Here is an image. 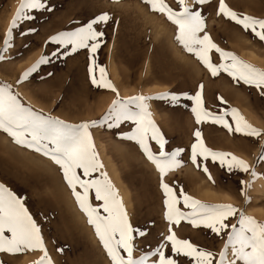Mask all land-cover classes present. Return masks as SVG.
<instances>
[{"label": "rangeland", "instance_id": "rangeland-1", "mask_svg": "<svg viewBox=\"0 0 264 264\" xmlns=\"http://www.w3.org/2000/svg\"><path fill=\"white\" fill-rule=\"evenodd\" d=\"M21 0H0V49ZM47 10H33L32 19L22 20L13 31L11 47L2 54L0 83L11 85L20 101L44 116L59 118L69 124L99 122L89 129L103 165L91 177L103 179L106 173L128 214L135 230L134 256L167 243L166 254L172 255L169 222L165 217V196L160 187V173L135 140L129 139L135 131L133 121L105 120L112 102L133 96L150 97L145 103L151 118L165 140V151L183 149L179 159L182 166L169 171L164 182L179 196L181 189L204 204H231L238 213L227 222L237 223L239 212L264 223V161L257 163L264 135L248 137L229 131L211 121L196 123L191 109L194 102L186 99L195 96L203 85L204 107L224 119L234 128L231 109L253 127L264 133V96L259 89L234 80L225 72L213 77L200 61L188 53L176 40V27L163 14L150 10L143 0H45ZM179 11L177 0H166ZM238 14L264 19V0H225ZM190 7L199 11L205 20V32L224 51L232 52L241 60L264 69V42L252 32L245 31L234 21L217 15L219 0H208L198 5L189 0ZM111 19L94 25L104 33L100 47L92 54L88 49L73 52L71 45H59L50 40L61 32H72L85 27L101 14ZM34 29V31H29ZM201 33L200 35H203ZM212 62H221L219 53L211 52ZM41 56L49 63L19 82L22 74ZM95 61L93 74L100 78L99 67L106 70V78L116 92L94 86L89 66ZM118 93V95H117ZM180 97L173 103L170 96ZM220 98H223L221 100ZM134 111H138L132 106ZM200 130L205 146L213 151L231 153L245 161L258 174L238 170L229 172L219 161L197 158L191 161V147L196 143L195 131ZM153 152L159 148L150 141ZM207 167L211 175L203 171ZM117 178H121L119 184ZM243 182V183H241ZM259 182V189L255 188ZM0 183L13 191L28 209L41 229V235L52 264H111L94 229L79 209L71 190L63 179L59 166L31 149L18 146L0 131ZM251 183V187L248 184ZM208 189L215 196L205 198ZM79 190V189H78ZM250 197L246 202L245 194ZM260 190V191H259ZM94 206H100L94 193L90 194ZM182 211L183 203L178 205ZM101 214L103 209L101 208ZM172 231L179 239H187L200 248L217 254L223 249L227 236H217L210 229L193 227L186 220L172 224ZM144 231L141 238L136 232ZM6 235H10L6 233ZM62 249V251H60ZM43 255L39 250L24 254L0 253L2 264H34ZM180 264H191L180 257ZM242 264V262H237Z\"/></svg>", "mask_w": 264, "mask_h": 264}, {"label": "snow or ice", "instance_id": "snow-or-ice-1", "mask_svg": "<svg viewBox=\"0 0 264 264\" xmlns=\"http://www.w3.org/2000/svg\"><path fill=\"white\" fill-rule=\"evenodd\" d=\"M150 6V10L163 14L167 20L176 27L175 40L188 52L193 54L200 63L207 68L213 77L221 72L227 73L234 80L243 81L245 84L261 90L264 96V69L257 68L241 60L232 52L224 51L215 44L205 30V20L199 11L190 7L189 0H177L180 10H174L166 0H143ZM198 5L208 0H194ZM45 0H21L20 6L4 37V48L0 49V61L5 57L2 54L11 47L13 31L22 20L32 19L33 10H47ZM217 15L234 21L245 31H251L260 41L264 42V19H259L247 14H238L232 10L225 0H219ZM111 17L101 14L72 32H61L50 38L59 45H71L72 51L88 49L90 59L100 47L104 33L97 31L94 25L107 23ZM29 31H34L30 29ZM204 33L203 35H200ZM219 53L221 62L215 64L211 59V52ZM47 56H41L31 68L26 70L19 82L26 80L31 73L41 65L49 63ZM95 61L89 66V73L94 86L104 87L116 92L112 83L106 78V70L99 67L100 78L93 74ZM203 85L195 96L185 98L194 102L191 109L197 124L211 121L221 124L230 132L243 133L248 137L259 138L264 133L247 123L235 108L231 109V116L235 122L233 128L225 119L224 115L209 112L204 107ZM118 95V93H117ZM170 96L173 103H178L180 97L175 94ZM150 97L133 96L125 101L116 99L105 116V120L114 119L120 121H133L136 125L134 133L129 139L135 140L146 158L155 165L160 173V187L163 190L165 200V217L169 222V235L165 237L170 242L172 255L166 254L167 243H161L157 247L142 252L138 257L134 256L136 245L134 244L135 230L133 229L122 199L117 190L108 179L106 173H101L103 179H85L92 173L103 167L95 151L91 127L99 122H84L81 124H69L59 118L44 116L26 107L18 98V94L11 91V85L0 83V131L6 133L18 146L33 150L36 153L50 159L59 166L63 179L71 190L79 209L87 217V222L93 227L95 235L99 239L111 264H180V257L187 258L191 264H264V223L258 222L254 217L239 212L237 223L227 222L230 217L236 216L238 209L231 204L209 205L187 195L181 189L177 196L173 187L164 182V177L169 171L182 166L179 159L183 149L166 152L165 140L160 129L157 127L148 105L145 103ZM223 100V98H220ZM138 111H134L132 106ZM196 143L191 147V161L197 164V158L204 160L211 158L213 162L219 161L221 167H226L229 172L238 170L251 173L253 179L257 177L256 171L247 161L226 152H217L207 148L201 138L200 130L195 131ZM150 141L158 146V153L153 152ZM264 161V147L257 158V163ZM208 173L207 167L203 168ZM211 179L210 173H208ZM243 183V182H241ZM251 187V183L248 184ZM79 189V190H78ZM94 193L96 201H101L100 206H94L90 200V194ZM242 194H245L242 190ZM246 202L250 197L245 194ZM183 203L184 208L190 211H182L178 205ZM101 208L103 213L101 214ZM186 220L193 227L210 229L217 236H227L223 249L214 254L207 249L200 248L187 239H179L172 231V224L179 225ZM9 233L10 235H6ZM141 238L147 235L144 231L135 233ZM39 250L43 253L34 264H52V260L45 248L41 229L30 215L24 202L4 184L0 183V253L10 255L24 254L29 251ZM62 251V249H60ZM2 264V262H0Z\"/></svg>", "mask_w": 264, "mask_h": 264}, {"label": "bare ground", "instance_id": "bare-ground-1", "mask_svg": "<svg viewBox=\"0 0 264 264\" xmlns=\"http://www.w3.org/2000/svg\"><path fill=\"white\" fill-rule=\"evenodd\" d=\"M117 182H118L119 184H121V182H122L121 178H117ZM259 186H260V185H259V182H258V183H256L255 188L258 190V189L260 188ZM259 191H260V190H259ZM204 192H205V198H211L212 196H215L214 193L211 192V191L208 190V189H206Z\"/></svg>", "mask_w": 264, "mask_h": 264}]
</instances>
